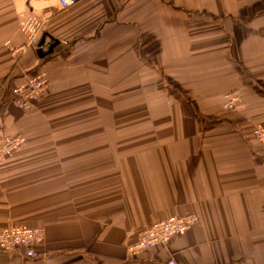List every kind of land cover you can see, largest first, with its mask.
Wrapping results in <instances>:
<instances>
[{"label": "crops", "instance_id": "0c3cea01", "mask_svg": "<svg viewBox=\"0 0 264 264\" xmlns=\"http://www.w3.org/2000/svg\"><path fill=\"white\" fill-rule=\"evenodd\" d=\"M59 1L0 0V129L27 137L0 164V230L46 233L44 258L0 264H264V0ZM31 16L46 56L15 60ZM39 69L52 84L21 110L9 87ZM192 211L185 235L127 253Z\"/></svg>", "mask_w": 264, "mask_h": 264}, {"label": "built area", "instance_id": "2783aa9c", "mask_svg": "<svg viewBox=\"0 0 264 264\" xmlns=\"http://www.w3.org/2000/svg\"><path fill=\"white\" fill-rule=\"evenodd\" d=\"M77 0H60L59 7L63 10L73 6ZM22 34L25 44L16 48H9L10 54L19 60L29 49L37 48L43 51L40 34L43 29L42 24L35 17L28 18L22 23ZM52 80L45 70H37L36 72L24 73L21 82L9 87L12 102L21 109L30 111L35 104L43 98L44 93L50 88ZM2 85L0 84V90ZM225 109L240 111L243 105L241 99L233 94H227L224 97ZM254 140L264 145V126L257 125L252 132ZM25 137L11 136L0 129V164L7 158L11 157L24 146ZM198 214L193 212L185 216H172L164 220L152 223L146 227L138 236L136 243L127 247V253L132 257H137L146 251L157 247H164L170 243L174 237L185 235L198 222ZM44 229L37 227H28L23 225H15L5 227L0 230V252L8 254L18 252L23 257L37 260L41 257L37 248L43 244L45 239ZM168 264H175L170 261Z\"/></svg>", "mask_w": 264, "mask_h": 264}, {"label": "water", "instance_id": "95a60500", "mask_svg": "<svg viewBox=\"0 0 264 264\" xmlns=\"http://www.w3.org/2000/svg\"><path fill=\"white\" fill-rule=\"evenodd\" d=\"M43 44H45V39H43L41 41V43L39 44V46H42ZM56 44H58V43H54L52 45L50 44V47H49V49L47 51L48 54L52 53L53 48L56 46ZM38 53L40 54V57L41 58H44L46 56V53H43L41 50H38Z\"/></svg>", "mask_w": 264, "mask_h": 264}, {"label": "rangeland", "instance_id": "374dc122", "mask_svg": "<svg viewBox=\"0 0 264 264\" xmlns=\"http://www.w3.org/2000/svg\"><path fill=\"white\" fill-rule=\"evenodd\" d=\"M31 17H33V16H31ZM42 31H43V29H42ZM41 35V34H40ZM43 46V45H42ZM40 70V69H39ZM43 70V69H42ZM49 76V75H48ZM31 111V110H30ZM231 111H233V110H231ZM5 132V131H4ZM6 133V132H5ZM22 137H24V136H22ZM25 138H27V137H25ZM25 144H26V142H25ZM25 144H24V146H25ZM22 148V147H21ZM21 148H20V150H21ZM19 150V151H20ZM148 227V226H147ZM136 243V242H135ZM134 244V243H133Z\"/></svg>", "mask_w": 264, "mask_h": 264}]
</instances>
